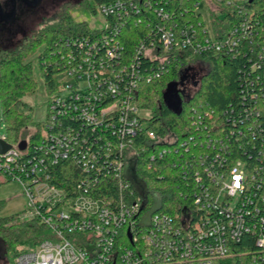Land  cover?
Wrapping results in <instances>:
<instances>
[{
  "label": "built area",
  "instance_id": "obj_1",
  "mask_svg": "<svg viewBox=\"0 0 264 264\" xmlns=\"http://www.w3.org/2000/svg\"><path fill=\"white\" fill-rule=\"evenodd\" d=\"M141 7L136 0L96 6L103 21L76 40L83 44L80 52H67L70 63L56 73L58 88L49 100L48 118L34 152L29 153L27 141L24 149L17 143L0 152V174L17 181L26 197L20 218L36 219L50 231L33 249L18 252L15 264H225L239 256L235 245L245 234L259 248L250 253V264H264V137L258 118L233 119V127L227 129L213 119L205 121L202 113H209L194 108L193 131L188 135L178 138L168 131L159 136L148 128L149 115H141L136 96L138 84L152 74L142 72L139 61L126 65L118 60L117 33ZM173 25L161 29L159 50L141 41L142 56L164 65L175 57L178 46L191 53L241 48L254 31L241 16L219 40L210 27L195 37L186 26L179 30L183 37L178 40ZM63 36L65 42L73 39ZM180 70L186 77L177 85L178 94L187 100L208 65L191 56L174 80ZM80 78L83 85L71 83ZM63 119L74 120L75 125ZM86 129L92 134L86 136ZM139 134H144L145 145L156 148L149 152L150 159L187 155L195 162L191 174L198 186L193 187L190 204L162 210L159 191L146 188L135 176L139 153L133 140ZM233 134H246L255 154L248 159L231 156ZM0 138L6 141L5 134ZM161 144L165 147L159 148ZM242 151L246 153L243 147ZM67 160L84 172L70 185L52 179L56 166ZM173 165L186 171L182 160Z\"/></svg>",
  "mask_w": 264,
  "mask_h": 264
},
{
  "label": "trees",
  "instance_id": "obj_2",
  "mask_svg": "<svg viewBox=\"0 0 264 264\" xmlns=\"http://www.w3.org/2000/svg\"><path fill=\"white\" fill-rule=\"evenodd\" d=\"M90 1V10L97 13L98 4L112 0ZM136 1L141 3V11L131 13L120 32L117 33L120 44L118 60L126 65L131 61H139L141 71L152 74L149 80L144 78L138 84L136 96L138 107L149 110L146 120L148 128L159 136H164L171 131L181 138L193 131L190 118L195 108L201 112L205 109L209 113V116L202 113L205 121H208V118L213 119L227 129L233 127V119L258 118V129H262L261 136L264 137V0H220L222 2L219 8L220 15L210 13L209 27L213 38L218 40L228 33L230 27L240 21L241 16H245L254 26L253 37L250 41L243 43L241 48L230 46L221 50L212 48L191 53L186 52L184 47L178 46L175 49V57L164 65L142 56L139 52V43L143 41L146 46L154 45L159 50L161 29L173 24L176 25L175 32L178 40L183 37L179 33L183 26L188 27L189 35L193 34L195 37L204 35L207 32V25L202 13L197 11L200 0H148L149 4L145 3L146 0ZM88 29L87 25L74 22L70 14L65 12L60 15L58 23L43 30V37H41L42 32H36L25 46L23 44L17 50L2 54L0 59L1 119L6 128V142L10 145H16L24 139L27 141L29 153H33L44 121H33L30 114H24L23 106L27 105L20 97L28 91L35 90L36 81L33 72L32 74L28 72L29 63L21 58L23 51L30 44H34V47L37 45V48L43 47L38 54V71L43 79L46 97L50 100L58 88L56 73L65 63L67 65L70 63L67 52L77 54L82 50L83 44L76 40L87 34ZM63 35L73 39L65 42ZM59 37H62V41L57 45L55 41L57 42ZM251 47L254 48V52L250 51ZM191 56L195 60L207 63L208 73L199 81V87L192 95L186 101H182L181 111L176 113L165 106L163 90L169 81L177 77L179 68ZM155 71L157 76L153 74ZM62 121L75 125L74 120L63 119ZM29 125H37V127L29 131L27 129ZM85 134L89 136L92 132L86 129ZM231 137V156H242L248 159L250 153L255 154L256 149L249 147V138L246 134L243 136L233 134ZM143 138H145L144 134H139L134 136L133 140V145L139 153L135 176L143 181L146 188L159 191L162 210L170 212L173 205L187 202L190 204L193 187L198 186L191 174L195 162H191L187 155H183L182 158L155 156L154 159H150L149 152L156 148L145 145ZM143 145L145 148L141 150ZM163 147H165L164 144L159 146V148ZM242 147L245 148L246 153L242 151ZM176 160H182L185 163L186 171L173 165ZM83 173L75 161L67 160L56 166L52 179L62 180L70 185L77 182ZM109 189V193L113 194L114 189ZM185 191L187 196L184 195ZM49 236L50 231L36 219H20L13 214L0 216V248L8 258L6 259L8 264H15V256L22 251H16V245H26L27 248L23 250L33 249L40 240ZM235 249L239 256L228 258L225 264H250V253H256L259 248L255 244V239L250 234H245L235 245ZM9 252L15 253L7 257Z\"/></svg>",
  "mask_w": 264,
  "mask_h": 264
},
{
  "label": "rangeland",
  "instance_id": "obj_3",
  "mask_svg": "<svg viewBox=\"0 0 264 264\" xmlns=\"http://www.w3.org/2000/svg\"><path fill=\"white\" fill-rule=\"evenodd\" d=\"M41 6L35 12L36 15L28 16L24 21V26L30 28L29 35L24 40V46L36 35V32H42L41 37L44 35V29L50 25L56 24L59 21L60 15L67 12L70 14L74 22H80L89 27L91 30L94 27H99L103 21V17L99 13H93L90 10V0H44ZM222 2L218 0H200L197 11L202 13V17L209 28L210 13L220 15L219 8ZM33 19V20H32ZM44 30V31H43ZM87 30V31H88ZM39 34V33H38ZM25 48V47H24ZM43 47H34L30 44L21 57L24 62L29 63V74H32L36 81L35 90L28 91L20 97V99L27 105L23 106L24 114H30L33 121H43L47 118L48 99L45 94V87L43 79L38 71V54ZM197 61V60H196ZM198 66V65H197ZM196 67V66H195ZM84 78H80L78 82L72 79L71 83L75 85H83ZM48 100V101H47ZM141 115H149V110L140 109ZM1 101H0V137L6 133L5 125L1 119ZM34 125H29L27 129L32 131L36 128ZM26 204V197L23 194L21 185L15 180H7V178L0 174V216L17 215L18 218L22 215L24 206ZM71 209V206H65L66 212ZM21 219V218H20ZM16 251L27 248L26 245H16ZM15 252H9L7 257ZM6 255L0 251V264H8Z\"/></svg>",
  "mask_w": 264,
  "mask_h": 264
},
{
  "label": "flooded vegetation",
  "instance_id": "obj_4",
  "mask_svg": "<svg viewBox=\"0 0 264 264\" xmlns=\"http://www.w3.org/2000/svg\"><path fill=\"white\" fill-rule=\"evenodd\" d=\"M27 1L33 0H0V59L3 53L17 50L24 44L30 32V28L24 26V21L28 16L36 15L41 3L45 2L38 0L29 4Z\"/></svg>",
  "mask_w": 264,
  "mask_h": 264
},
{
  "label": "water",
  "instance_id": "obj_5",
  "mask_svg": "<svg viewBox=\"0 0 264 264\" xmlns=\"http://www.w3.org/2000/svg\"><path fill=\"white\" fill-rule=\"evenodd\" d=\"M38 0L33 1H27L29 4H34ZM194 66L188 67V70H193ZM208 73V70H202V73L200 74L199 79L201 80L202 77L206 76ZM185 74L183 70L179 71L178 79L177 80H171L166 84L165 89L163 90V101L165 106H167L170 110L179 113L182 108V97L178 94V88L177 85L179 81H182L185 79ZM186 101V100H185ZM10 144L6 142L5 140L0 138V152H4L9 148ZM26 146V140H20L18 142V148L24 149Z\"/></svg>",
  "mask_w": 264,
  "mask_h": 264
}]
</instances>
